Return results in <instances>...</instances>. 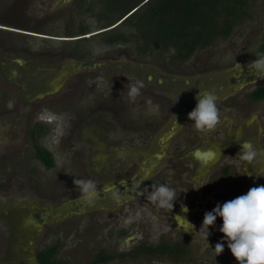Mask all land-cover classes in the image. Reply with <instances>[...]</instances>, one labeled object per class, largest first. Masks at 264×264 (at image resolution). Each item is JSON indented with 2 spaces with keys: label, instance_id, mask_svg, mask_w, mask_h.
Masks as SVG:
<instances>
[{
  "label": "rangeland",
  "instance_id": "obj_1",
  "mask_svg": "<svg viewBox=\"0 0 264 264\" xmlns=\"http://www.w3.org/2000/svg\"><path fill=\"white\" fill-rule=\"evenodd\" d=\"M105 2L0 0V264H39L36 252L50 242L58 243V257L87 264L101 251L115 253L143 238L162 235L184 238L187 257L116 255L93 264H239L222 239L221 217L209 226L208 242L196 232L205 212L217 203L222 205L251 187L264 185V168L251 172L255 179L248 182L232 164L223 173L224 160L207 173L201 163L197 173L204 177H198L201 184H195L187 149H193L198 137L193 135L189 141V135L182 133L184 127L194 128L193 121L187 119L181 126L185 114L178 110L180 121L173 124V132L164 125L155 134L162 120L155 118L153 103L159 101L161 111L162 102L143 89L135 102L129 101L128 82L137 80L129 65L147 61L156 65L157 72L177 75L180 80L190 77L176 85L184 97L191 96L204 78L221 80L225 71L230 83L261 54L264 0H247V13L239 17L226 38L198 47L177 62H169L165 56H142L132 41L104 39L106 32L100 29L113 18ZM79 25H86L88 32L78 34ZM97 30L100 32L94 33ZM15 57L26 70L40 74L47 68L53 80L46 89L54 90L40 92L28 101L13 83ZM84 61H97L98 65L87 68ZM65 63L75 69L65 74ZM222 69L225 71L220 72ZM179 100L170 98L168 103L178 104ZM50 113L59 119L49 122ZM254 121L260 125L259 119ZM225 124L222 118L207 138L221 136ZM36 144L51 151V166L37 157ZM262 146L264 151V142ZM220 152L218 147L209 149L205 161L217 159ZM77 178L96 183L97 195L91 203L74 185ZM160 184L177 193L170 211L141 195L145 187L151 191V185ZM197 189L200 198L184 197ZM217 242L224 243L218 256L214 251ZM177 244L184 248L183 241Z\"/></svg>",
  "mask_w": 264,
  "mask_h": 264
},
{
  "label": "flooded vegetation",
  "instance_id": "obj_2",
  "mask_svg": "<svg viewBox=\"0 0 264 264\" xmlns=\"http://www.w3.org/2000/svg\"><path fill=\"white\" fill-rule=\"evenodd\" d=\"M98 32L99 31H96L94 33H98ZM94 33L83 35L81 37H75L72 39L88 37L89 35H92ZM259 51H261V54H264V48H261V46L259 47ZM12 61L14 62V65L12 66L14 69L11 70V75L13 76V78H15L13 83L24 91L25 97L28 101L30 99H34L37 96V94H39L40 92L47 94V93H51L54 90V89L51 90L46 89V86L48 85L47 87H49V83L53 80L52 75H49V70H46L47 68L41 69L39 74L37 71L33 72L30 69L26 70L23 64H21V60L17 57L13 58ZM84 63L87 68L96 67L98 65L97 61H92V62L84 61ZM65 64L66 65L63 66V71H65V74L66 73L68 74L69 70L72 71L75 69V68H71V65H69L68 63ZM249 65L245 66L244 72L241 71L238 73L237 76L231 78L234 83L231 82V79H230V83L227 81L228 79H226V76H224L226 71L222 69L220 72L225 71V73L223 74V78L221 80H217V78H213V77L204 78L203 80H201V82L198 85H196L193 88L194 93L191 96L186 95L187 97L183 96L184 92L181 90L182 88H179L178 90L176 85L179 84L180 82L186 83L185 79L189 81L190 77H185L183 80H180L179 76L177 75L168 74L167 72H157L155 67L156 65H154L153 63L148 64L147 61L144 62L141 61L129 65V69L132 71L133 76L137 80L144 81L146 88L145 89L143 88V91L147 92L151 96L159 98L158 100H161L162 102L161 111H159L158 109V111H156L155 114V118H157V120H162L155 134L159 133L160 130L164 129V125L166 129L172 127V130L170 132H173L174 129L173 124L176 123L179 125V121H180L179 118L180 115H178L176 112H178V110L181 109H182L181 110L182 114L183 113L185 114L183 120H181L182 122L181 126L185 124L186 120L189 119L187 114L191 110H193L197 104V99L194 96L196 92L202 94L204 92L210 91L217 95L218 97L217 105L218 108L220 107L219 112L221 114L224 111L222 114V118L226 122L225 126L223 127V130H221V136L219 135L217 138L212 136L214 137L213 139L212 137L207 138L210 132L205 134L196 131L195 128H189V127L182 128L184 131L182 132L183 136L188 134L190 137L189 141L191 139V136L193 135H196V137H198V142L195 145H193L192 147L193 149H187V153L190 156L189 161L192 163L193 166L192 173H194L192 177L191 175L190 177L191 179L194 180L195 184H201L198 177H204V175L198 176L197 173L198 167L201 163L202 165H204L205 172L207 173L208 171L213 169V167H215L218 163H221L220 159L224 160L220 167L222 172L224 171L223 173L226 174L230 169L229 164H232L233 168L237 167V169H239V171L241 172V175H243V177H245V180H247L248 182L254 180L255 179L254 175L257 173V171H260L262 168H264V153H263L264 151L262 146L264 142V123L261 120L262 118L264 121V96L256 95L255 93H253V90L255 88H257L261 84H264V79L258 78L255 75L251 74L248 71ZM63 71L61 70V73H63ZM42 72H44V74ZM211 72H207L206 74H211ZM39 87H41L43 90L38 91ZM260 93L262 94L264 93V88H262ZM182 96L184 97L182 98L184 99L183 101L181 99ZM176 97L180 99L178 104L177 103L175 104L174 101L168 103L170 98L172 99ZM158 102L159 101H156L154 103L152 102L153 106H157ZM246 108L247 111L244 110ZM169 110L172 111L170 112ZM228 110L231 113H226ZM254 119H259L260 125H258V122L254 121ZM166 123H168V126H166ZM168 135L170 136L171 133H169ZM193 140L194 142L197 141L195 139ZM249 141L255 146L256 149L259 150V154L257 155V157L254 158V160L251 163L242 160L238 154L240 152L239 143H244ZM114 142L116 144L117 141ZM214 147H218L219 149H221L222 152H220L217 159L214 158L210 162L205 161V158H208V156H206L207 151H209V149L212 150ZM92 148L94 149V147ZM198 152L202 153V155L200 156L197 155ZM261 163H262V167H260ZM245 168H247L248 170L246 171ZM251 172L255 174L252 175ZM201 195L202 194L197 189L191 193L187 192V195H185L184 197L197 196L200 198ZM151 238L154 240L158 239L160 241L164 240L169 245L171 244L172 246H174L175 243L177 244V242L179 241H183L184 247L187 248L185 254V257H187L189 247L187 245V242L184 240V238L172 239L171 237L170 238L165 236L163 237V235L161 237H156V238L154 237L143 238L137 243L133 244L131 247L127 248L126 250H119L115 253L114 252H110V253L113 254L114 257L116 255H119L120 252H124L126 254L124 256L120 255L121 257L136 258L131 255H128L127 253H129L134 248V246L139 244H144L146 243L145 242L146 240H149ZM142 255H146V254H142ZM146 256L158 257L160 255H146Z\"/></svg>",
  "mask_w": 264,
  "mask_h": 264
},
{
  "label": "trees",
  "instance_id": "obj_3",
  "mask_svg": "<svg viewBox=\"0 0 264 264\" xmlns=\"http://www.w3.org/2000/svg\"><path fill=\"white\" fill-rule=\"evenodd\" d=\"M246 7L247 0H106L105 9L113 18L101 31L106 32L104 39L107 40L132 41L142 56L156 59L165 56L169 62H177L188 58L198 47L226 38L239 17L247 13ZM112 24L114 26L106 28ZM87 28L79 25L78 34L88 32ZM261 48H264V40ZM262 88L264 84L253 93L264 96L260 93ZM35 154L46 166L52 165V153L47 148L36 144ZM145 242L134 246L127 254L133 257L166 255L179 260L185 257L187 250L164 240L151 238ZM57 251V242L42 245L36 252V260L39 264H76L58 257ZM99 254L94 262L113 257L110 252ZM125 254L120 252L118 256Z\"/></svg>",
  "mask_w": 264,
  "mask_h": 264
},
{
  "label": "clouds",
  "instance_id": "obj_4",
  "mask_svg": "<svg viewBox=\"0 0 264 264\" xmlns=\"http://www.w3.org/2000/svg\"><path fill=\"white\" fill-rule=\"evenodd\" d=\"M251 61L248 71L258 78L264 79V54L256 56ZM146 87L144 81L136 80L128 82L127 98L135 102ZM197 104L187 115L193 121L196 131L208 133L217 127L221 121L218 97L213 92L198 93ZM177 101V100H176ZM175 101V102H176ZM174 102V103H175ZM151 105V101L148 102ZM158 111V106L156 109ZM59 118L55 114H49L48 120L52 122ZM240 144V158L251 163L259 154V150L249 141ZM74 185L80 189L82 198L91 203L97 195V185L91 180L74 179ZM203 185V184H202ZM141 195L159 208L171 210L173 201L177 199L175 189L167 184L151 185V191L145 187ZM222 218V226L219 231L224 234L223 240L227 241V247L239 264H264V185L251 187L246 194L224 202L217 203L214 209L204 214V219L198 233L200 238L208 242L211 235L209 226H214L217 217ZM190 224V223H189ZM191 229L194 225L190 224ZM209 244V243H208ZM216 256L224 251V243L217 242L214 248Z\"/></svg>",
  "mask_w": 264,
  "mask_h": 264
},
{
  "label": "water",
  "instance_id": "obj_5",
  "mask_svg": "<svg viewBox=\"0 0 264 264\" xmlns=\"http://www.w3.org/2000/svg\"><path fill=\"white\" fill-rule=\"evenodd\" d=\"M112 26H114V24H112V25H110V26H107L106 28H109V27H112ZM103 29H105V28H102V29H100V30H103ZM97 31H99V30H97ZM197 155L200 156V155H202V153L198 152Z\"/></svg>",
  "mask_w": 264,
  "mask_h": 264
}]
</instances>
